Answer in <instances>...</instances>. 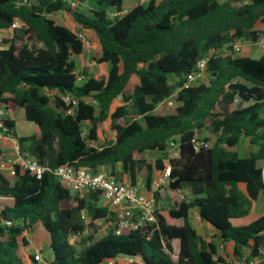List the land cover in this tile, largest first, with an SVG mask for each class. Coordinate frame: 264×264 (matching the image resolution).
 I'll return each instance as SVG.
<instances>
[{"label": "trees", "instance_id": "1", "mask_svg": "<svg viewBox=\"0 0 264 264\" xmlns=\"http://www.w3.org/2000/svg\"><path fill=\"white\" fill-rule=\"evenodd\" d=\"M20 1L0 0V28L13 18L21 22L0 46V108L7 113L2 121L20 151L46 169L40 178L18 168L13 174L0 171V264L35 263L23 249L24 233L37 222L49 238L47 264H100L114 257L141 264H236L226 258V241L233 242L235 260L257 256L256 264H264V215L245 225L231 223L246 213L259 191L264 194L259 165L264 160V54L253 58L214 52L203 71L207 81L179 88L182 75L207 50L230 48L237 40L255 43L264 35V0H146L132 5L125 0H73L74 6L70 0ZM57 11L70 17L72 28L50 17ZM78 34L91 42V60L107 67L105 73L84 76L80 84L74 59L85 48ZM132 74L137 81L129 85ZM237 77L258 87L247 105L238 106L236 91L227 87ZM175 91L171 111L155 114V105ZM58 94L76 97L71 113ZM21 108L37 127L28 136H17L10 118ZM128 113L142 121H125ZM204 128L215 139L210 147L195 150L191 139ZM106 129L114 132L113 139L99 142L98 134ZM241 138L256 148L240 155ZM172 140L179 156L168 159L169 178L179 179L175 189L188 195H168L166 185L154 191L156 203L167 194L170 204L157 205L155 223L145 230L124 228L115 234L116 214L96 205L97 192L70 194L51 172L62 164L92 172L117 164L134 184L140 168L148 180L151 167H164L161 159L147 163L144 152H165ZM191 209L219 235L203 244L187 221ZM81 212L90 220L86 239L98 221L107 222L108 229L76 253L70 238L83 227ZM179 219L182 223L176 224Z\"/></svg>", "mask_w": 264, "mask_h": 264}, {"label": "built area", "instance_id": "2", "mask_svg": "<svg viewBox=\"0 0 264 264\" xmlns=\"http://www.w3.org/2000/svg\"><path fill=\"white\" fill-rule=\"evenodd\" d=\"M31 0H22L18 3L27 4ZM218 1H229L231 3H237L238 0H218ZM72 6L76 5L75 1L70 0ZM125 8L121 11L110 10L109 15L111 17L125 12ZM21 26V22L17 18H13L9 26L0 28V42L10 37L13 29ZM79 38L83 42V46L86 49L91 48V42L87 40L82 34H78ZM243 41L237 40L230 44V48L223 47L221 49L207 50L200 59L197 60L194 68L186 72L181 77L179 88H188L191 85L202 81V74L204 71L205 63L207 59L214 53L218 52L220 55H235L239 53ZM256 43L260 47V50L264 54V35H260L256 39ZM77 79H82L81 73L76 74ZM49 97L52 93H47ZM176 91L170 96L164 98L159 103H163L164 106L172 108L175 103ZM58 97L65 103L70 104V108L76 105V97L69 94H58ZM70 108L67 110L69 111ZM4 115L3 110L0 108V142L4 139H8L11 142L12 153L7 156L0 155V171L6 174H13L14 169L18 168L20 171H26L35 178H40L43 171L46 169L45 166L40 164L32 156L22 153L18 147L16 137L7 131V128L3 124L2 116ZM194 149L210 147L211 144L205 139H198L194 136L191 139ZM52 174L55 176L61 186L68 189L71 192L81 191H93L97 192L102 198L108 201L110 207L116 211V218L114 222L113 231L115 234H119L124 228L135 229L138 227L145 229L155 223V209L156 201L154 196L145 195L141 193L136 186L131 184L129 180H115L114 178L107 176L100 172H92L86 166H73L71 164H62L51 169ZM170 166L169 164L159 171L152 181L153 191L158 190L160 187L168 185L170 182L169 178ZM260 176L261 181L264 182V161L260 164ZM188 195L187 192H180V198H184ZM198 217V215H197ZM199 218V217H198ZM81 219L83 222L82 229L72 237L85 236L88 234V224L90 222L84 212H81ZM7 225L10 221L5 222ZM262 256H264V249L261 250ZM33 259L35 262H41L42 257L38 250L33 252ZM259 257L253 256L249 259H230L236 264L245 262L246 264H256ZM117 257L105 260L104 264H116ZM130 263H135L131 258H127Z\"/></svg>", "mask_w": 264, "mask_h": 264}, {"label": "crops", "instance_id": "3", "mask_svg": "<svg viewBox=\"0 0 264 264\" xmlns=\"http://www.w3.org/2000/svg\"><path fill=\"white\" fill-rule=\"evenodd\" d=\"M125 2H126V4H128V0H125ZM250 44H253V42L243 41L238 55H248V50L245 48H247L246 46L250 45ZM84 53H85V49L82 51V53L77 55L74 59L75 60V71H76V73L78 72L77 71V68H78L77 58L83 56ZM262 54L263 53L261 51V55ZM102 64H104V63H102ZM95 72L105 73L106 70L105 71L95 70ZM202 78H203V74H202ZM170 111H171V108L164 106L163 103L156 104L154 109H153V112L155 114H167ZM10 118H12L14 120V127H15L16 121H17L19 123H23V125H24L23 126L24 129H22L23 131L28 130L29 133L32 134L33 132H35L37 130L36 125L33 122L26 120L21 111H18L16 113L12 114L10 116ZM131 119H136V118L132 117ZM131 119L125 118V121H129ZM14 132L17 136L22 135V134H18L15 130H14ZM22 133H25V132H22ZM23 135H27V134H23ZM113 137H114V132L111 130H108V129H106L103 132H100L98 134L99 142H102V139H113ZM197 137H200V138L207 140L210 144H212V142L214 140V139H209V137H207V136H203V137L197 136ZM95 145L99 146L100 144L95 143ZM176 151H177V143L174 140H172L171 143L167 144L165 152H162V151L157 150V149H151V150H146L143 155H144L146 162L149 163L150 165L154 159H161L163 164L166 165V164H168L169 158L177 157ZM11 153H12L11 142L8 139H4L3 141L0 142V155L1 156H7V155H10ZM263 161L264 160H262L261 163ZM261 163H259V165ZM97 169L99 172L112 175L117 180H129L128 176L126 174L120 172V168L117 164H113L112 166L100 165V166H98ZM159 171L160 170H157L156 168L151 167L149 179L147 180V178H146L147 174H146L145 168L144 167L140 168L135 175V181H134L133 185L136 186V188L141 193L148 195V196H150V195L153 196L154 191L152 188V181H153L154 177L159 173ZM166 187L169 191L166 190L167 192L166 191H164V192L168 193V195L169 194L170 195L177 194L179 196L180 192H186L185 190L180 191L177 189H170L167 185H166ZM237 187L243 195L247 196L246 191H245V186L243 183H238ZM168 195L165 194L163 200H159L157 202L158 204L156 203V206L157 205L158 206L159 205L169 206L170 199H169ZM96 205L106 206L108 208V210H111L115 214H117L116 211H114L110 207L108 201H106L100 195L97 196ZM246 208H247V211L243 216L231 219V223L233 225H245V224H248L249 222L253 221L254 219L258 218L259 216L264 215V194L261 191H259L254 199L249 200ZM187 221L190 224V226L195 230L196 234L198 235V237L200 238V240L203 244H205L207 241H209L211 236L219 235V232L212 225L202 221L200 218L197 217V212L195 209H191L189 211ZM100 223H101V225L103 224L102 228H105V230L108 229L107 222H105L103 220L97 222V224H100ZM175 223L181 224L182 220H180V219L176 220ZM102 228H101V230H102ZM105 233H106V231H105ZM29 234H30V236H29ZM24 235H25L26 240H27V244L23 249L25 253L33 254V252L35 250H38L41 253V251L45 247L48 248L50 259L45 262V264H47V262H49L51 260V252H50V249L48 246L49 238H48L47 232L42 228L40 223H38V222L35 223L29 230H27L24 233ZM173 243H175V241H173ZM232 250H233V242L232 241H226L224 243V251H225V255H226L227 259L233 258L232 257ZM242 252H243V255H247L248 249L243 248ZM117 260L119 261V264H141L139 261H135V263H130L127 261V257H117ZM35 263L42 264V262H35ZM32 264H34V263H32ZM100 264H104V263L102 262Z\"/></svg>", "mask_w": 264, "mask_h": 264}, {"label": "rangeland", "instance_id": "4", "mask_svg": "<svg viewBox=\"0 0 264 264\" xmlns=\"http://www.w3.org/2000/svg\"><path fill=\"white\" fill-rule=\"evenodd\" d=\"M146 0H128V5H132V4H136V3H145ZM56 23L64 25L68 28H72V23H71V19L69 16H67L64 12L62 11H57L56 13L52 14L50 16ZM0 46H2V42H0ZM245 47V46H244ZM248 50V55L253 57V58H257L261 55V50L260 47L258 46L257 43H253L250 45L246 46ZM239 54V53H237ZM77 73H81L84 76L90 75L93 72H95V70H102L105 71L107 70L106 64H102V63H98L96 61L91 60V48L90 49H86L85 48V53L83 56L78 57L77 58ZM92 63V64H91ZM91 64V65H90ZM82 79H77L76 83L80 84V82L83 80ZM208 78V74L203 73V78L202 81H207ZM137 81V76L132 74L129 78V85L134 84ZM242 82L245 83L248 87H251L252 85H250L248 82L244 81L243 79H241L240 77L234 78L232 79L231 82ZM253 101V99H249L246 101H243L239 96L236 95L235 98V102L236 103H240V105H247L249 103H251ZM73 111V107L70 108L69 111H66L68 113H71ZM132 117H135L137 120H139L140 122L142 121L141 116H137L134 115L132 113H128V115L126 116V119H131ZM23 123H19L16 121V125L13 128L18 134H22L21 136H28L30 135L28 130H22L24 129L23 127ZM25 132V133H22ZM23 134H27V135H23ZM197 136H207L209 137V139H215V136L213 133H211L207 128L201 129V130H197L195 133ZM256 148L255 145L250 144L248 142V140L246 138H241L240 141V145H239V154L240 155H246L249 151L254 150ZM259 163H261V161H259ZM74 192L70 191V194H73ZM87 191H81L80 194H86ZM85 214V212H84ZM103 224L101 225L98 224V226L96 227L95 232L93 233L91 238L86 239L85 236H77V237H72L70 238V242L74 248V250L76 251V253H78L81 249H83L85 246H87L88 244L92 243L95 239L103 236L105 234V228H102ZM102 228V230H101ZM30 236V234H29ZM41 257H42V264H45L46 261H48L50 259V255H49V250L47 247H45L42 251H41ZM37 264V263H34Z\"/></svg>", "mask_w": 264, "mask_h": 264}, {"label": "water", "instance_id": "5", "mask_svg": "<svg viewBox=\"0 0 264 264\" xmlns=\"http://www.w3.org/2000/svg\"><path fill=\"white\" fill-rule=\"evenodd\" d=\"M228 89H232L236 91V95L239 96L243 101L249 100V99H255L254 94L257 91V86L252 85L251 87H248L245 83L242 82H230L227 85ZM240 103L238 104V106ZM20 111H23V108L20 109ZM4 115H7V113H4ZM176 156H179V148L177 147ZM179 183V179L170 180L168 187L170 189H175L176 185ZM145 230V227L142 228Z\"/></svg>", "mask_w": 264, "mask_h": 264}]
</instances>
